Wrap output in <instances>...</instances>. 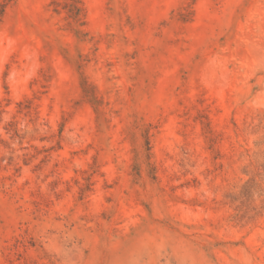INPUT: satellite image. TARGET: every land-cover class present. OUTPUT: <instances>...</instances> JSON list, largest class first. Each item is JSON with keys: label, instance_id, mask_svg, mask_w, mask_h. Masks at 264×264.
Returning a JSON list of instances; mask_svg holds the SVG:
<instances>
[{"label": "rangeland", "instance_id": "obj_1", "mask_svg": "<svg viewBox=\"0 0 264 264\" xmlns=\"http://www.w3.org/2000/svg\"><path fill=\"white\" fill-rule=\"evenodd\" d=\"M83 2L0 18V264H264V0Z\"/></svg>", "mask_w": 264, "mask_h": 264}, {"label": "trees", "instance_id": "obj_2", "mask_svg": "<svg viewBox=\"0 0 264 264\" xmlns=\"http://www.w3.org/2000/svg\"><path fill=\"white\" fill-rule=\"evenodd\" d=\"M13 1L15 0L0 1V18L4 16L6 8ZM52 3L55 6V11L58 12L59 7L66 11L69 20V25L72 27L74 32L76 34H83L84 30L82 29V27L86 24V11L83 0H52ZM82 78V89L84 92V97H86V99H89V101L95 105V101H97L98 99L95 92H92V88L94 90V87H92L91 84L88 83L87 77L84 74ZM146 146L149 150V138H146Z\"/></svg>", "mask_w": 264, "mask_h": 264}]
</instances>
